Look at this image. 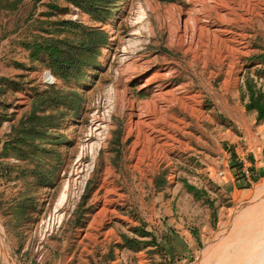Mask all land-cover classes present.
I'll return each mask as SVG.
<instances>
[{
    "label": "rangeland",
    "instance_id": "374dc122",
    "mask_svg": "<svg viewBox=\"0 0 264 264\" xmlns=\"http://www.w3.org/2000/svg\"><path fill=\"white\" fill-rule=\"evenodd\" d=\"M120 4L104 23L63 0H0V110L14 117L0 129V148L51 73L23 42L47 35L43 29L57 20L103 29L110 40L86 82L67 88L51 73L58 86L81 92L83 110L66 113L53 132L63 141L59 179L54 188L32 190L39 206L28 220L6 215L21 186L6 190L2 264H199L234 209L263 194L264 176L248 181L238 167L245 183L227 190L225 180L232 176L228 161L247 158V126L264 122L241 98L247 60L264 50V0ZM156 95L162 97L153 104ZM170 227L177 236L172 257L140 235L152 232L161 242ZM124 236L138 238L142 249L128 248Z\"/></svg>",
    "mask_w": 264,
    "mask_h": 264
},
{
    "label": "trees",
    "instance_id": "16d2710c",
    "mask_svg": "<svg viewBox=\"0 0 264 264\" xmlns=\"http://www.w3.org/2000/svg\"><path fill=\"white\" fill-rule=\"evenodd\" d=\"M18 1L20 3L23 0ZM63 1L89 14L93 20L104 23L110 21L121 7V0ZM14 5L17 7V2H14ZM47 5L52 11L60 10V7L53 2ZM43 32L47 35L25 41L23 46L30 50V57L33 60L41 61L55 77L65 82L67 88L86 82L91 77L90 70L98 69L103 49L110 41L105 30L85 26L72 20L53 21L50 30L43 29ZM247 61V75L241 98L246 108L255 110L258 121H262L264 120V86H260L257 80L264 81V50L253 54ZM3 83L7 86L16 85L15 82H8V80H4ZM44 85L47 87L45 90H35L31 109L17 122L12 123L10 132L2 141L0 148V185L5 187L0 192V209L5 204H9L3 200L6 190L21 186L11 201L16 205L8 206V209L4 207V209L7 210H5L6 215L22 222L29 219L31 210H38L39 203L36 197L32 196L34 195L32 190L54 188L59 179L58 171L62 164V154L57 146H60L63 141L57 140L58 137L53 132L62 129L66 124V113L79 115L83 110L84 99L79 90L65 89L57 84ZM13 120V116L0 110V129L6 121ZM12 160L15 162H11ZM13 181L17 182L10 186L9 183ZM186 186L197 198H201L204 194L203 190L192 184L187 183ZM133 231L138 230L134 228ZM172 231L170 227V234H165L161 242L155 239L152 232L140 230V235L154 239V242L146 246L154 245L158 249L156 251L164 250L172 257L177 249L172 244L171 237L173 241L177 238L176 235H171ZM124 239L128 248L141 250L143 247L138 238L124 236ZM0 264H2L1 261Z\"/></svg>",
    "mask_w": 264,
    "mask_h": 264
},
{
    "label": "bare ground",
    "instance_id": "6f19581e",
    "mask_svg": "<svg viewBox=\"0 0 264 264\" xmlns=\"http://www.w3.org/2000/svg\"><path fill=\"white\" fill-rule=\"evenodd\" d=\"M158 96L151 103L156 104ZM140 123L145 125L144 121ZM259 190L263 194L241 202L230 219L221 224L217 234L209 240L199 264H264V184ZM65 196L62 192L59 198L61 204Z\"/></svg>",
    "mask_w": 264,
    "mask_h": 264
},
{
    "label": "crops",
    "instance_id": "0c3cea01",
    "mask_svg": "<svg viewBox=\"0 0 264 264\" xmlns=\"http://www.w3.org/2000/svg\"><path fill=\"white\" fill-rule=\"evenodd\" d=\"M257 121L254 119L253 123ZM248 142L243 144V151L247 158L246 163L249 162V166L253 172V177L256 179L258 176H264V122L257 126L255 130L252 127L247 126ZM235 158H231L229 162V171L232 173L229 178L225 180L227 190L242 186L245 182L238 176L237 167H233ZM228 175H226L227 177Z\"/></svg>",
    "mask_w": 264,
    "mask_h": 264
},
{
    "label": "built area",
    "instance_id": "2783aa9c",
    "mask_svg": "<svg viewBox=\"0 0 264 264\" xmlns=\"http://www.w3.org/2000/svg\"><path fill=\"white\" fill-rule=\"evenodd\" d=\"M44 83L47 85L55 84L56 78L49 71H46ZM231 149L232 148L229 147L230 151H231ZM237 161L239 163H235V165L237 166V168L238 167L240 168L242 177L249 181L254 176L251 168L246 164V160L243 157L238 158ZM242 163H244V164H242ZM220 174H223V172L221 171Z\"/></svg>",
    "mask_w": 264,
    "mask_h": 264
}]
</instances>
